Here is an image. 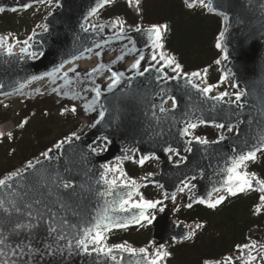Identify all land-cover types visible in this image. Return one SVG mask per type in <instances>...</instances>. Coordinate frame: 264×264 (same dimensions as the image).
<instances>
[{"label":"water","instance_id":"1","mask_svg":"<svg viewBox=\"0 0 264 264\" xmlns=\"http://www.w3.org/2000/svg\"><path fill=\"white\" fill-rule=\"evenodd\" d=\"M46 1L54 4V8L36 25L37 28L45 29L28 36L32 37L28 52L22 53L20 49L24 46L10 43L8 36L0 35L7 38L5 47L7 44L13 45L14 53L9 56L0 48V102L20 95L34 98L38 94H55L77 103V115L83 121V128L75 133L76 136L66 137L70 141L62 143L59 148L56 145L66 138L59 140L52 149H47L45 152L51 150L49 156L52 159L36 157L31 160L35 165L33 169L24 172L29 161L18 169L23 177H14L13 181H9L13 184L12 189L0 187V199H14L19 203L20 196H23V202L32 205L31 209H23L21 214L12 213L11 222L24 220L28 211H32L34 217L38 212L45 217L32 235L22 231L17 236L10 234L12 223L0 210V225L5 228L3 235L8 237V243L12 245L31 240L34 247L45 252V244L51 245L53 250L57 245L64 248L62 254L41 256L40 253H35L30 264H147L144 253L126 252L112 247L114 245L107 246L112 247L110 255L91 251L84 253L82 249L75 247L74 241L93 218L104 214L105 209L108 210L109 217H119L125 221L137 214L139 209L136 208L121 211L119 199L132 191V201H139V190L155 185L160 190V196L156 200L166 204L149 225L151 234L147 244L135 248H148L150 258L160 245L166 247L172 242L186 240L184 237L192 231L191 224L173 219L176 211L189 208V203L192 206L200 204L210 208L207 203L198 201L214 200L219 195L232 196L226 191L229 175L227 169L231 166L232 158L264 144V0H211V8L199 2L189 7L186 0H182L185 8L203 6L207 13L220 17L222 21V29L216 40L220 56L215 63L219 66V81L224 83L223 92L228 93L223 100L211 98L220 94L213 89L204 94L188 83L192 80L201 88L207 86L202 82L201 74L199 77L190 75L193 72L200 73L197 70L173 72V64L171 67H164V73L170 78L158 73L156 69L163 66L164 61L161 60L162 49L153 47L155 36L148 31L152 25H123L124 31L120 33L116 19L98 21L93 18L108 4L102 3V0H0V9H28ZM120 1L125 2L128 7L136 6L135 3L130 4L129 0ZM207 3L208 0H205V4ZM93 9L96 11L93 12ZM113 22H117L116 27L112 26ZM161 32L163 33L162 29ZM217 44L220 46L217 47ZM31 52L36 55H29ZM141 54L144 59L140 61L138 68L133 69L132 64ZM153 55L155 60L152 59ZM91 58L95 59L93 66L83 67L80 64V61ZM71 64L74 65L69 67ZM101 65L104 67L92 72L93 68ZM58 67L60 71L53 76L45 75ZM145 68L149 71L140 75ZM70 69L74 71H69ZM113 71L123 73V76L109 90ZM32 76L40 79L31 80ZM157 76H161V79L158 80ZM221 77L225 78L221 81ZM21 85L24 86L21 88ZM97 88L101 93L99 97L95 92ZM233 89H236V93H243L235 103V95L230 94ZM161 107L166 111L161 112ZM189 123L215 126L217 139H205L208 143L202 144L195 139L198 136L192 133L195 128L182 134ZM0 133L4 135L1 127ZM3 135H0V139ZM263 150L264 148L261 149ZM142 158L143 164L139 162ZM152 158L157 160L158 171L155 173L129 180L117 174V161H132L142 166ZM37 159L41 164H36ZM56 173H59L57 183L62 178L63 182H71L72 188L66 190L56 187L51 180ZM42 177L46 179L42 180ZM113 179L116 180V185L110 188L106 181ZM257 179L260 180L255 176L253 187L245 191L253 190L258 194L254 214L264 217V210H257L258 207L264 209V201L260 200L264 193L260 191V185L255 183ZM125 180L129 183L135 181L137 188L132 190L125 187L122 182ZM45 183L46 187L43 186ZM184 184L194 187H184L180 191ZM233 184H236L235 180ZM214 188L219 191H213ZM16 192L20 196H16ZM106 192H111V195H101ZM179 193L186 194L187 202L173 209ZM239 194L241 193L236 195ZM173 195L175 199H172ZM36 199L41 200L39 205L34 203ZM50 212L55 213L53 220H49ZM64 220L68 223L63 224ZM48 223L58 226L57 233L48 234ZM72 225L76 227H71ZM133 226L138 225L129 223L127 227H112L109 231ZM59 234L73 240L70 253L65 247L66 240L57 241ZM244 244H255L256 247H236L238 254H227L221 259L209 260L224 264L227 257H232L233 264H264V248L261 247L264 245V234L260 239L251 238ZM92 247L94 245L90 244L89 248ZM249 252L256 257L255 260H248Z\"/></svg>","mask_w":264,"mask_h":264},{"label":"trees","instance_id":"2","mask_svg":"<svg viewBox=\"0 0 264 264\" xmlns=\"http://www.w3.org/2000/svg\"><path fill=\"white\" fill-rule=\"evenodd\" d=\"M138 8L137 15L128 9L125 3L117 1L102 9L96 17H119L126 24L143 22L167 25V30L162 38L164 51L181 65L183 71L202 70L206 83L218 82L219 73L214 61L219 56V52L215 48V40L221 29L219 17L206 13L203 7L192 10L185 9L181 0H140ZM44 11L45 8L34 7L28 11L1 14L0 32L11 33L15 38L23 37ZM206 68L208 71L205 77L204 69ZM72 109L73 107L69 106L59 116L67 127L60 132L56 139L79 129L80 122ZM49 116L42 117L43 121L54 117ZM9 117L0 113V123L7 121ZM70 121L72 123L68 126ZM26 126L29 125L26 124ZM30 126V133L20 132L24 129V127H20L16 132H20L21 137H18L15 132L16 137L10 138L11 142L13 140L12 143L5 140L0 144V152L4 151L6 158H11L13 161V165L7 166L4 171L0 169V177L21 166L26 159L37 156L56 141V139H49L44 135L46 129L52 126H46L41 121L35 124L33 122ZM198 133L213 138L215 129L204 127L200 128ZM15 158L18 161H15ZM127 166L123 167V172L127 176H139L143 171L152 168L149 164L143 169H138L133 164ZM244 169L252 171L264 180V151L258 154L255 161L248 162ZM145 196L149 198L155 195L154 192L147 191ZM180 197L184 201V196ZM257 200L258 196L255 192L247 191L239 196L225 199L219 207L213 210L199 205L180 210L176 214L179 220L186 223L195 221L202 227L197 228L189 240L167 247L166 250L171 255L163 260V264H203L206 259H217L231 253L249 236L259 238L264 218L262 215L253 213V207ZM148 236V226H139L112 232L107 235L105 242L123 241L132 246H141L147 242Z\"/></svg>","mask_w":264,"mask_h":264},{"label":"snow or ice","instance_id":"3","mask_svg":"<svg viewBox=\"0 0 264 264\" xmlns=\"http://www.w3.org/2000/svg\"><path fill=\"white\" fill-rule=\"evenodd\" d=\"M110 0H102V3L107 4L109 3ZM199 2L201 5L205 6V7H209L211 8V0H208V3L205 4V0H186V3L188 4L189 7L192 6V4ZM129 3H135L137 5H139L140 0H129ZM25 7H27V5H25ZM0 11H3V9H0ZM93 12L96 11V9L92 10ZM117 22H113V27H116ZM161 29H164L165 31L167 30V25H152L151 28L148 30L150 33L154 34L155 39L153 40V47H162L163 45L159 43L161 36H162V32ZM124 29L123 26L121 25L120 27V33H123ZM223 35V33H221V36ZM6 37H0V48L4 49V53L11 56L14 55L13 53V45L12 44H7V46L5 47V41H6ZM32 39V37L30 36L27 40L23 41L24 47H22L20 49V51L22 53H26L29 50L30 44L29 41ZM220 45L217 44V47H219ZM86 51H91V49H86ZM97 55H100V53H96ZM29 55L35 56L36 53L35 52H31L29 53ZM23 58V57H21ZM73 59H77V57H73ZM144 59V56L141 54L140 58L137 59L135 61V63L132 64V68L136 69L140 66V61ZM152 59H156L155 55H153ZM161 60L164 61V65L161 66L160 68H157L156 71L158 73H163L164 77L166 78H170L167 77V74L164 73V67H171L173 64H175V67L172 68L173 72H177L178 70L181 69V65L179 63H176L175 60L171 57H167V56H161ZM217 63H219V61H217ZM62 67V65L60 66ZM60 67L53 69L52 73H46L45 75L47 76H53L54 73L59 72L60 71ZM100 67H104L103 65L98 66L97 68H93L92 72H96L99 70ZM150 67H154V66H150ZM69 71H74V69H70ZM149 71L148 68H145L143 72L140 73V75H143L144 72ZM207 68L204 69V74L206 77L207 74ZM187 75V74H186ZM192 77H199L200 73L198 72H193L190 74ZM65 76H67V73H65ZM123 76V73L120 72H115L113 71L111 73V79H112V83H110L108 85V89L111 90L118 82L120 77ZM225 77H221V81L224 79ZM31 80H36V79H40V77L38 76H32L30 78ZM157 79H161V76H157ZM189 84H192V86L194 88H196L198 91L204 93V94H208L212 91V89L214 87H216V85H212L209 84L206 87L201 88L199 84L193 83L192 80L188 81ZM24 85H21V88ZM0 87H2V85H0ZM19 90V89H17ZM96 92V96L99 97L100 96V90L97 88L95 89ZM228 93L227 92H221L219 94V96H214L211 97L214 100H223V98L225 96H227ZM235 95V101H233V103L239 101L241 99V96L243 95V93L241 92H237L234 94ZM174 101V107H175V97L172 98ZM72 111H75V106H73ZM161 112L166 111V109H164L163 107L160 108ZM101 115H103V113H101ZM203 122V121H201ZM25 122H22L19 126L23 127ZM196 124L194 123H189L187 124V126L182 130V134H187L189 132V129H194L196 128ZM219 127H224V125H219ZM0 135H3L2 133H0ZM73 136H76L75 133L72 134ZM9 137H11V134H9ZM77 139L79 137H76ZM195 139L197 141H199L202 144H207L208 141L205 139H201L200 137H195ZM70 138H66L65 141L60 142L56 145L57 148H59L61 146L62 143L64 142H69ZM264 148V144H261L259 147H255L253 148V150L248 151L247 153L244 154H240L234 158H232V163L231 166L227 169L229 175L227 178V187H226V191L228 195H236L238 192L242 193L244 192L246 189H251L253 187V179L255 178V173H251L249 174L247 171H238L239 168H241V166H243L244 168L247 167V162L248 161H255L257 159V153L259 151H261V149ZM51 150H48L47 152L41 153V156H43L45 159H52V157L49 156V152ZM93 151H95V149H93ZM169 151H171V149H169ZM141 164L144 163V159L142 158L139 161ZM36 164H41V161L39 159H37ZM35 167V165H33L32 161H29L27 163L26 168L24 169V172H27L29 169H33ZM110 170V169H107ZM125 174L123 173V171H121V176L123 177ZM14 177H23V173L19 170L9 173L4 179H0V187H5V188H9L12 189L13 188V184L9 183V181H13ZM57 177H59V173H56V175L51 177L52 183L54 185H56V187L58 188H63V189H71L72 188V183L71 182H63L62 178H61V182L57 183ZM46 179L45 177H42V180ZM233 180L236 181V184H233ZM125 185V187H130L132 190H135L137 188L136 182L135 181H131L129 183V181H122ZM106 183L109 184V187L111 188L112 186L116 185V180L113 179L112 181L108 182L106 181ZM255 183L260 185V191L262 193H264V180H255ZM43 186H47V184L45 183ZM184 187H194V185H190V184H184L183 187L180 188V191L184 190ZM213 191H219V189L214 188ZM11 194V193H10ZM132 191H129L127 193H125L124 197H121L119 199L118 202V206L120 208L121 211H129L130 208H136L139 209V212L137 214H134L128 218H126L125 220H122L121 218L117 217V218H111L107 215V209L104 210V214L99 215L95 218H93V221L89 222V226L85 227L82 232L78 233V237L76 238L74 243H75V247L77 249H82L84 253H89L91 252H99V253H105V254H111L112 252V247L117 248V249H121L123 251L126 252H131V253H136V252H140V253H144L145 254V259L147 260V264H160V262L162 260H164L166 257H169L171 255V253L169 251H167L165 249L164 245H160L159 248L156 250V252L149 258L148 256V248H140V249H135V248H131L129 246H126V244H119V245H114L112 247H107L105 244V241L107 239V237L104 235L105 232L109 231L110 228L112 227H117V228H121V227H127L129 223H133L136 225H139L140 227H145L147 225H150L153 222V219L155 218L149 210H153L156 209L157 206L159 204H161V201L159 200H149V199H145L143 197V195L141 194L140 196V200L139 201H132L131 197H132ZM16 196H20L19 192L15 193ZM26 195V193H25ZM101 195H111V192H106V193H101ZM172 199H175V195L172 196ZM226 199L225 195H219L217 196L214 200L212 199H201L198 202L199 203H207V205L210 208H216L218 205H220L224 200ZM24 198L23 196H20V202L18 203L16 200H5V199H0V210L3 211V213L9 217V222H11L10 220V216L12 213L15 214H21L23 209H31L32 205L23 202ZM260 200L264 201V195L260 196ZM35 204L39 205L41 203L40 199H36L34 201ZM113 203L115 204L116 202L113 201ZM61 207H64L63 204L60 205ZM127 206V207H126ZM187 207L191 208L192 204L189 203L187 205ZM258 211H262L264 209H261L258 207L257 209ZM161 211H163V209L161 208ZM55 217V213H49V220H53ZM45 217L43 213H37V215L34 217L32 211H28L26 213L25 219L24 220H17L15 222H11L12 226L10 229V234L13 235H20L22 231H27L29 233V235H32L33 230H36L40 227L41 223L44 222ZM68 221L64 220L63 224H67ZM71 227H76L75 225H72ZM197 228L202 227V225H197ZM47 232L49 235H52L53 233H57L58 231V226H54L53 223H48L47 224ZM5 231L4 226L0 225V264H30L31 260L33 259V256L35 253H40L41 256L48 254V255H55L57 253H63L64 252V248L60 247L59 245H57L56 249L53 250L52 246L49 244H45L44 245V249H46L47 251H42L40 248L34 247L31 240H29L27 243H25V241H20L15 243L14 245L9 244L8 243V237L4 236L3 233ZM194 235V231L193 232H189L188 235L186 237H184L185 239H190L192 236ZM57 241L59 240H66L67 243L65 245V247L68 249L69 253L72 251L73 248V240H68L67 237L63 234H59L56 237ZM175 240V237L173 238ZM94 245V247H92L91 249L89 248V245ZM239 249H249L251 248H255L256 245L252 244L251 246L248 244H244V245H238L237 246ZM262 248H264V245L261 246ZM248 255V260L252 261L255 260L256 257L251 256L250 252L247 254ZM25 257H27V259H25ZM113 260H115V257H112ZM241 259H243V257H241ZM203 264H221L220 261H213V260H204ZM224 264H233V258L232 257H227L224 261Z\"/></svg>","mask_w":264,"mask_h":264},{"label":"rangeland","instance_id":"4","mask_svg":"<svg viewBox=\"0 0 264 264\" xmlns=\"http://www.w3.org/2000/svg\"><path fill=\"white\" fill-rule=\"evenodd\" d=\"M17 41H21V40H17ZM94 63H95V59H94ZM6 103L8 105L7 107H4L2 105L0 106V113L7 116V118L10 116L9 119L2 125L5 126L3 128H5L7 135L10 133L13 134L16 131L18 132V130L20 129L19 125L21 124V121L23 119H26L29 126L33 123V120H34V124L41 121L46 126H52L49 129H46L44 133L46 138L49 139H56L60 134V132L64 131L67 127L65 122L59 118V116H61L62 114V112L61 113L59 112V108L65 110L69 107V104H73L70 102L60 100L58 97L53 95H43V96L37 95V98L35 100L28 99L27 101L26 99H13L7 101ZM52 113L53 114L55 113L56 116L52 117L49 120L43 121L42 117H44L46 114L51 115ZM70 123H72V121L68 122V126ZM29 126H25L24 129L21 130L20 132L27 131L26 133H30L31 126L30 127ZM20 132L17 133L18 137L22 136L20 135ZM12 137L15 138L16 135L13 134L10 138ZM8 142H11V140L9 139ZM15 161H18V159L15 158ZM12 165H13L12 159L6 158L4 151L0 152V169H3L4 171V169L7 166H12Z\"/></svg>","mask_w":264,"mask_h":264},{"label":"bare ground","instance_id":"5","mask_svg":"<svg viewBox=\"0 0 264 264\" xmlns=\"http://www.w3.org/2000/svg\"><path fill=\"white\" fill-rule=\"evenodd\" d=\"M94 63V59H88V60H84V61H81L80 62V64L82 65V66H91L92 64ZM74 64H77V63H74ZM74 64H71V65H69V67H71L72 65H74Z\"/></svg>","mask_w":264,"mask_h":264}]
</instances>
